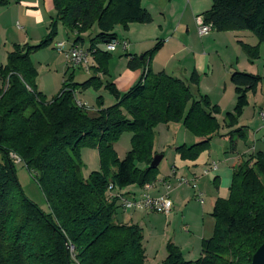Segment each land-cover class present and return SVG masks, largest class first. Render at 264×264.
I'll return each mask as SVG.
<instances>
[{"label":"trees","instance_id":"trees-1","mask_svg":"<svg viewBox=\"0 0 264 264\" xmlns=\"http://www.w3.org/2000/svg\"><path fill=\"white\" fill-rule=\"evenodd\" d=\"M23 0H0V7ZM209 10L200 17L215 32L250 31L257 43H264V0H210ZM53 13L47 32L35 46L14 45L0 65V264H145L141 229L116 221L120 202L110 196L128 186L142 189L154 183L158 167L149 168L154 128L178 124L198 138L193 145L173 148L181 161L192 162L209 150L220 128L228 130V152L235 140L245 139L236 127L248 93H254L261 78L232 72L235 105L221 126L219 109L207 96L197 92L196 74L188 83L165 74L152 73L149 62L160 43L142 59H132L128 70L142 69L138 82L125 93L108 82L111 54L103 46L117 40L114 28L127 30L129 24H150V14L141 0H51ZM83 45L82 35L93 27L97 33L88 41L91 75L81 84L65 78L50 101L36 91L37 73L30 54L52 45L58 27ZM243 46L251 59L257 47ZM195 72V71H193ZM106 77V78H105ZM105 91L114 104L95 110L76 105L74 92ZM198 93V92H197ZM189 105V106H188ZM188 106L184 114V108ZM234 131H233V130ZM130 133V149L118 160L113 148L119 136ZM222 137V136H221ZM96 150L99 170L82 178L79 153ZM11 155L19 159L40 188L48 213L28 200L16 178ZM127 196V194H123ZM212 236L200 243V256L184 259L178 247L165 246L161 264H250L264 243V153L248 154L232 169L228 197L217 199L211 209ZM70 248L72 252H70Z\"/></svg>","mask_w":264,"mask_h":264},{"label":"crops","instance_id":"crops-1","mask_svg":"<svg viewBox=\"0 0 264 264\" xmlns=\"http://www.w3.org/2000/svg\"><path fill=\"white\" fill-rule=\"evenodd\" d=\"M210 6V0H141V7L150 14L152 22L150 24H129L127 30H122L120 38L116 40L115 50L110 53L111 59L108 63L110 80L108 81H111L120 93L128 91L138 82L143 70H128L127 62L135 58L141 60L142 55L150 51L158 42L160 48L152 56L148 65L152 73L164 72L186 84L192 71L205 74L206 79L213 78L219 73L214 63H218L221 49H227V44L223 43L227 38L226 33L213 30L206 36L197 35L196 18L202 17L201 15L209 10ZM52 13L51 0H23L0 7V54L1 52L6 53L14 45L38 44L47 32ZM84 35L81 36L82 39ZM71 38L66 32L65 39L56 41L72 42ZM124 42L126 43L125 48L122 47ZM62 65L64 69V64ZM62 72L65 79V71L62 70ZM226 76L227 74L224 78ZM192 88L190 86L191 90ZM222 89L224 94H228L230 105L232 100L234 103L235 94L232 85L227 86L224 83ZM99 92L77 91L75 101L85 105L86 108L90 107V111L95 110V100L99 96L103 98V102L104 100L112 102V97L109 96L111 99L104 98L105 95ZM200 92L208 95L202 90H199ZM195 94L200 95L196 90ZM258 110L259 113L264 111L263 102ZM261 129L259 126L256 131L261 132ZM225 131L228 132V130ZM246 135V140H249ZM251 140V145L247 146L246 151L238 155L235 150L228 152V148L226 149L223 145H219L213 153L211 143L210 149L192 162L181 161L175 154L171 169L160 174L156 180L157 185L147 191L152 198L167 196L172 205L167 217L147 211L117 210L116 221L118 223L134 224L141 229L145 264H161L166 257L167 243L178 247L184 259L186 257L191 259V256L197 255L201 241L209 239L212 234L214 220L210 214L213 203L217 199L228 197L232 169L248 154L264 153L263 136L257 139L253 135ZM235 144L237 146L236 142ZM154 153L157 154V152ZM213 165L216 166L215 169L212 168ZM178 178H185L189 183L178 185ZM162 181L169 183L168 190L159 184ZM193 185L196 188H193ZM120 193L127 194L129 198L138 199L143 192L142 189L130 187L121 190ZM200 199L202 203L199 202Z\"/></svg>","mask_w":264,"mask_h":264},{"label":"rangeland","instance_id":"rangeland-1","mask_svg":"<svg viewBox=\"0 0 264 264\" xmlns=\"http://www.w3.org/2000/svg\"><path fill=\"white\" fill-rule=\"evenodd\" d=\"M58 28H59L58 33L54 38L52 45L37 50L35 52H32L29 56L30 61L37 73L35 79L36 91L40 93L46 99V101H50L60 91L62 82L63 80H65L62 70L65 71L64 73L66 75L65 77L67 79L71 78L73 83L76 84H81L89 77V75H91V72L90 74L87 75L81 69L66 70L65 66L64 69H62L63 68L62 64H64V60H63L64 58L62 53L57 52L54 49V45L56 44L55 42H57L56 40H60L62 38L65 39L66 30L61 26H59ZM95 33H97V29L93 27L89 32H87L84 35L83 45H80V47L83 50L87 49L89 38L93 37ZM114 33L119 39L120 38L119 36L122 33V29L116 26L114 28ZM223 33H226L225 37L227 39L224 40L223 43L227 44V49H221L220 54L218 56V63L217 62L214 63L215 68L218 67L219 73L217 75L215 74L214 77L210 79H206L205 74L193 72V71L190 73L189 76H191L192 73L196 74V80H198L197 82L198 94L200 95L202 94L201 92L199 93V90H202V92H207L208 95L202 94V96H207L210 104L218 107L219 114L216 115V119L218 120L221 126L223 125V118L225 114L231 113L235 105V101L233 103V100L231 101V105H230V102L228 101V94H224V91H222L223 90L222 85L224 83L227 86H231L229 82L230 74L232 72H240V73L255 75L261 78V81L256 87L255 92L248 93L247 95L248 105L244 107L243 113L239 117L236 127L233 128L234 130L238 128L242 129L245 135L247 134L246 136H248L249 138V140L248 139L246 140V138L243 140H239L236 139L237 136L236 134H232V138L237 143V146L235 144L236 147L235 153L236 155H238L242 152L244 153V151H246L247 149V146L251 145V141H252L251 136L254 135L255 138L257 139H261L262 136L264 138L263 135L264 132L262 129L261 132L256 131L259 126H261L262 128V125L264 124L261 118H259L260 116L258 114L259 113L258 109L261 106L262 102L264 104V43L258 44L257 39L250 31H232L231 33L230 32H223ZM70 40L73 39L71 38ZM242 45L251 48L257 47V58L251 59L250 56L246 54V52L244 51ZM28 46H35V45L29 44ZM11 50H12V46L8 49L6 53L1 52L0 54L1 65H4L6 63L7 53ZM214 54L218 55V53H214ZM91 63L93 64V62L90 61V65ZM225 74H227L226 78H224ZM107 77L108 80H110L109 76ZM193 88L192 90L190 89V91L193 97L195 98L196 96L197 99L198 97L195 94V90H193ZM99 93L105 95L104 98L105 97H108L107 99L110 98L105 91L100 90ZM109 101L111 100H107V101L104 100L103 107H108L114 104L113 102L114 100H112V102ZM88 105L90 106L89 103ZM188 106L184 108V114L186 113ZM89 108L90 107H87L88 110H91ZM225 130L227 129H225L224 127L220 128L218 132V136L213 137L212 140L210 141L211 145H213L212 146L213 153H215L219 145H223L226 149L228 148L230 136L224 137V135L227 134V131ZM154 134H155V138H154L153 150L154 152H157V154L164 156L157 169L158 176H160V174H164L166 171L171 169V166L173 164L172 159L175 155L172 148L182 144L186 146H190L198 142V138L188 133L181 126L180 123L169 124L168 127H166V125H158L154 128ZM130 137H131L130 133H123L119 136L116 143L113 144V148L118 160H122L125 157L126 153L129 151ZM79 157H80V163L82 165L80 172L82 178L85 179L91 172L99 170V161L96 150L84 148L80 151ZM13 163L15 164L16 178L24 196L28 200H30L33 204H35L41 211L48 213L49 211L48 206L45 202V199L43 197L40 188L38 187L37 183L34 180L33 173L27 171V169L22 163H19L16 160L13 161ZM196 183L198 184V181ZM130 187H133L134 189L136 188L134 186H128L121 190L123 191ZM121 190H118V192L120 193ZM150 213L160 214L156 212H150ZM199 254H200V249L197 255H195V257L191 256V259H188L187 257H186L187 259L186 258L185 259L194 261L200 256Z\"/></svg>","mask_w":264,"mask_h":264},{"label":"built area","instance_id":"built-area-1","mask_svg":"<svg viewBox=\"0 0 264 264\" xmlns=\"http://www.w3.org/2000/svg\"><path fill=\"white\" fill-rule=\"evenodd\" d=\"M212 31V27L210 24H204L202 22L201 18H196V32L199 37L206 36ZM117 46L116 41L110 44H106L103 46V49L105 52L111 53L115 50ZM122 47H126V43H122ZM54 49L57 52L62 53L64 58V66L66 70H75V69H81L85 74H90V61L91 57L89 53L86 50H83L79 45H73L69 41H62L57 42L54 45ZM92 64V63H91ZM76 95V92H74V97ZM76 102V101H75ZM76 105L79 107H85V105L77 103ZM259 116L261 120L264 122V111L259 113ZM262 130L264 132V124L262 125ZM11 158L13 161L19 162V159H17L14 155H11ZM213 169L216 168L215 165L212 166ZM205 174V172H204ZM157 181L154 183L146 184L142 188V194L138 199L129 198L127 196H124L121 193H114L112 194L115 187L112 184L108 185V192L111 194L110 196H115L120 202V209L123 212L127 211H147V212H156L163 214L165 217H167L171 211V203L168 200L166 195H163L161 197L152 198L147 194V191L150 190L153 186L157 185ZM188 182L185 178H178L177 184L178 185H186ZM193 183V182H191ZM162 186L165 187L166 190L169 189V183L168 182H160ZM193 188H196L195 185H193ZM198 198H200V194H198ZM202 203V200L199 201ZM70 252H72V249L70 248Z\"/></svg>","mask_w":264,"mask_h":264},{"label":"water","instance_id":"water-1","mask_svg":"<svg viewBox=\"0 0 264 264\" xmlns=\"http://www.w3.org/2000/svg\"><path fill=\"white\" fill-rule=\"evenodd\" d=\"M162 160V155H154L149 164V168H157ZM250 264H264V243L260 245V247L255 251V253L251 257Z\"/></svg>","mask_w":264,"mask_h":264}]
</instances>
